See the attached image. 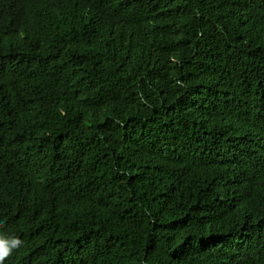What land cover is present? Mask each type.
Wrapping results in <instances>:
<instances>
[{"label": "trees", "instance_id": "obj_1", "mask_svg": "<svg viewBox=\"0 0 264 264\" xmlns=\"http://www.w3.org/2000/svg\"><path fill=\"white\" fill-rule=\"evenodd\" d=\"M3 264H264V0H0Z\"/></svg>", "mask_w": 264, "mask_h": 264}, {"label": "clouds", "instance_id": "obj_2", "mask_svg": "<svg viewBox=\"0 0 264 264\" xmlns=\"http://www.w3.org/2000/svg\"><path fill=\"white\" fill-rule=\"evenodd\" d=\"M21 241L17 238H7L0 236V264H3V259L7 257L11 251L17 248Z\"/></svg>", "mask_w": 264, "mask_h": 264}]
</instances>
